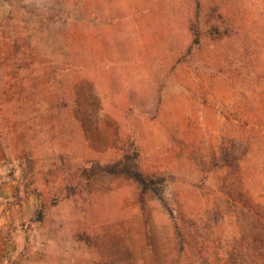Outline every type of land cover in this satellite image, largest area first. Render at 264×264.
Returning <instances> with one entry per match:
<instances>
[{
    "label": "rangeland",
    "instance_id": "1",
    "mask_svg": "<svg viewBox=\"0 0 264 264\" xmlns=\"http://www.w3.org/2000/svg\"><path fill=\"white\" fill-rule=\"evenodd\" d=\"M199 1L0 0V264H264V0Z\"/></svg>",
    "mask_w": 264,
    "mask_h": 264
},
{
    "label": "trees",
    "instance_id": "2",
    "mask_svg": "<svg viewBox=\"0 0 264 264\" xmlns=\"http://www.w3.org/2000/svg\"><path fill=\"white\" fill-rule=\"evenodd\" d=\"M195 8L189 13L187 19V26L188 30L192 35V45L190 46L191 50L193 47L198 46L201 44L202 39V29H201V3L199 0H196ZM140 151L138 145L134 142L132 143V150L124 154L118 158L113 160H106V161H98L91 163L88 166H81L79 170L82 174L90 177L94 174L99 173H107L112 175H127L133 176L137 179L142 180L141 176L137 171H135V165L137 161L140 159ZM43 218V213L38 212L37 217L35 218L36 221H40Z\"/></svg>",
    "mask_w": 264,
    "mask_h": 264
}]
</instances>
